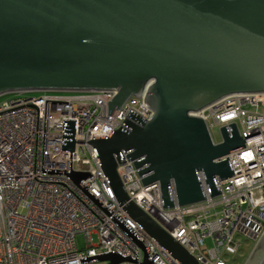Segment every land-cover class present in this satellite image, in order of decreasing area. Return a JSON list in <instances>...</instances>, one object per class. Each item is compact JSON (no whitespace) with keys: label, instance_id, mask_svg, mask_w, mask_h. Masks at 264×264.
I'll return each instance as SVG.
<instances>
[{"label":"water","instance_id":"1","mask_svg":"<svg viewBox=\"0 0 264 264\" xmlns=\"http://www.w3.org/2000/svg\"><path fill=\"white\" fill-rule=\"evenodd\" d=\"M150 81L152 119L131 111L141 125L126 119L89 145L128 216L178 263L199 264L130 200L118 162L132 151L127 158L143 185L159 183L164 209L206 201L201 173L209 195L220 196L216 178L235 176L221 158L246 142L233 123L220 128L216 143L190 113L232 94L264 93V0H0V96L115 91L112 115ZM72 176L80 184L89 175ZM143 264H152L147 253ZM246 264H264V234Z\"/></svg>","mask_w":264,"mask_h":264},{"label":"built area","instance_id":"2","mask_svg":"<svg viewBox=\"0 0 264 264\" xmlns=\"http://www.w3.org/2000/svg\"><path fill=\"white\" fill-rule=\"evenodd\" d=\"M151 84L112 115L115 91L40 92L0 106V264H110L96 260L110 254L130 260L121 264H143L145 253L152 264H180L120 206L89 145L110 138L126 119L138 123L131 111L151 120ZM190 115L210 132L234 123L246 142L221 158L235 176L216 178L220 196L209 195L201 173L206 201L164 209L159 183L143 185L127 158L132 151L122 152L118 174L130 200L199 264H234L226 259L264 234V93L232 94ZM79 173L89 176L77 184L72 175Z\"/></svg>","mask_w":264,"mask_h":264},{"label":"rangeland","instance_id":"3","mask_svg":"<svg viewBox=\"0 0 264 264\" xmlns=\"http://www.w3.org/2000/svg\"><path fill=\"white\" fill-rule=\"evenodd\" d=\"M43 93L40 92H34V93H23L21 95L17 94V93H11V94H6L3 96H0V106L4 103H7L10 100L16 99V98H26V97H38L40 95H42ZM212 137L214 139V141L216 143H220L222 141L221 139V135H220V129L219 128H215L212 129L211 131ZM94 244L97 243L98 238L97 236H94ZM78 244L79 247H84L85 246V239L82 235L78 236ZM244 243V253H239L237 256L235 257H228L226 260L229 263H233L234 260H236V262L234 264H246L249 256L251 255L253 249L256 246V243L249 241V242H243ZM211 242L208 241L207 245H210Z\"/></svg>","mask_w":264,"mask_h":264},{"label":"flooded vegetation","instance_id":"4","mask_svg":"<svg viewBox=\"0 0 264 264\" xmlns=\"http://www.w3.org/2000/svg\"><path fill=\"white\" fill-rule=\"evenodd\" d=\"M243 251H244V248L242 249V251L240 253H244Z\"/></svg>","mask_w":264,"mask_h":264}]
</instances>
